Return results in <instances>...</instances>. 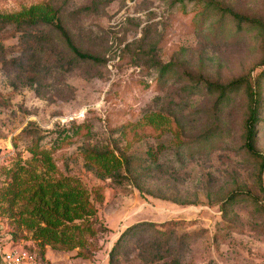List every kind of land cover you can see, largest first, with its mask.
I'll return each instance as SVG.
<instances>
[{
  "label": "rangeland",
  "instance_id": "obj_1",
  "mask_svg": "<svg viewBox=\"0 0 264 264\" xmlns=\"http://www.w3.org/2000/svg\"><path fill=\"white\" fill-rule=\"evenodd\" d=\"M210 1L0 0V14L51 4L74 43L102 59L77 62L58 31L38 53L25 52L22 31L0 26V156L17 153L0 170V213L38 249L20 180L76 176L97 207L98 232L81 248L47 245L51 264H264L263 178L245 148L248 97L241 90L219 103L207 89L256 75L264 46L256 31L233 35L230 17L225 38L213 37L220 12ZM213 2L264 20V0ZM33 57L51 66L39 83L26 74ZM16 58L22 69L10 63ZM164 63L171 71L161 78ZM150 113L163 117L164 129L146 127ZM260 117L256 145L264 154V88ZM27 126L40 130L56 173L29 151L33 136L21 133ZM209 129L218 131L215 145L200 148L197 139ZM86 143L143 165L101 176L84 159Z\"/></svg>",
  "mask_w": 264,
  "mask_h": 264
},
{
  "label": "trees",
  "instance_id": "obj_2",
  "mask_svg": "<svg viewBox=\"0 0 264 264\" xmlns=\"http://www.w3.org/2000/svg\"><path fill=\"white\" fill-rule=\"evenodd\" d=\"M184 2L185 0H179ZM209 7L220 12V18L213 25V37L225 38V31L231 30L232 27L226 22L229 17L234 21L233 35H240L244 31H256L258 38L264 46V20L255 17L244 16L229 7H221L213 0L208 2ZM15 26L22 31V47L24 51L32 54L38 53L35 50L38 44H43L50 40L49 33L58 31L62 41L73 54L74 60L79 61H102L96 55L80 49L73 41L68 30L62 25L58 10L49 3H38L13 13L0 14V26ZM228 27V28H227ZM32 29V31H30ZM4 50V47H0ZM37 56V55H36ZM42 61L33 57L29 60L30 67L26 71L29 81L39 83L43 81L51 70L49 61ZM17 69H22L23 65L19 58L12 59ZM264 64V61H263ZM171 71L169 63L160 65L161 78L166 77ZM264 88V67L256 75L248 73L247 75L233 79L227 83L209 82L207 89L209 92L217 96L219 103H230L234 96L241 90H244L248 97V116L245 128V148L247 151L258 159L260 175L262 179V188L264 189V154L257 149L258 124L261 121V109ZM8 105L7 102H2ZM146 127L153 129L162 126L163 117L158 115L147 114L145 116ZM133 126H123V130H130ZM21 133H27L33 136V143L29 151L33 157L40 155L44 161L48 172L56 173L57 167L52 158L51 152L40 146L42 134L40 130L25 127ZM89 135V134H88ZM218 131L209 129L201 134L197 139L200 148L213 147L215 145ZM82 153L86 163L95 168L101 176L108 175L112 178L122 176V169L125 167L127 171H131L132 165L142 166V162L136 158L121 153L116 154L109 148H99L86 143ZM151 155V152H149ZM17 158V153L8 157L11 164H3L1 170L11 167ZM19 189L29 191V202L26 204L25 212H29L33 216H29L25 224L33 228V237L39 241L38 249L33 245L30 248L35 251L38 256L45 258V247L49 245L53 249L73 250L86 246L88 238L95 235L98 230L95 223L97 207L91 199V192L83 185V182L73 175L52 176L51 178H42L31 183L19 181ZM9 192L10 189L7 188ZM166 222H163L165 224ZM132 229L128 228L127 231ZM14 232V230H13ZM126 233V232H125ZM114 245L113 251L120 245L124 234ZM17 237V236H15ZM19 238V237H17Z\"/></svg>",
  "mask_w": 264,
  "mask_h": 264
},
{
  "label": "built area",
  "instance_id": "obj_3",
  "mask_svg": "<svg viewBox=\"0 0 264 264\" xmlns=\"http://www.w3.org/2000/svg\"><path fill=\"white\" fill-rule=\"evenodd\" d=\"M0 156V170L7 158L14 154ZM30 244L14 235L13 229L0 213V264H51L30 248Z\"/></svg>",
  "mask_w": 264,
  "mask_h": 264
}]
</instances>
